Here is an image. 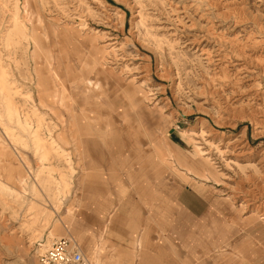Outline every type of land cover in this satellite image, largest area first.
Wrapping results in <instances>:
<instances>
[{
	"label": "rangeland",
	"instance_id": "rangeland-1",
	"mask_svg": "<svg viewBox=\"0 0 264 264\" xmlns=\"http://www.w3.org/2000/svg\"><path fill=\"white\" fill-rule=\"evenodd\" d=\"M16 13L30 36L9 42ZM0 62L16 79L7 100L45 141L20 145L19 165L0 147V264H40L62 237L86 253L91 231L105 239L103 264H135L138 241V264H264V0H0ZM30 92L48 102L58 92L57 113H36ZM0 126L18 127L2 115ZM60 128L70 143L55 147ZM209 167L235 222L198 258L175 197L212 189L198 180ZM113 199L106 219L96 205ZM118 219L126 237L115 246Z\"/></svg>",
	"mask_w": 264,
	"mask_h": 264
},
{
	"label": "crops",
	"instance_id": "crops-1",
	"mask_svg": "<svg viewBox=\"0 0 264 264\" xmlns=\"http://www.w3.org/2000/svg\"><path fill=\"white\" fill-rule=\"evenodd\" d=\"M75 39V38H74ZM47 101V100H46ZM48 103L51 104V101ZM175 144V142H174ZM181 148L180 145H176ZM80 166V163H78ZM196 179V178H195ZM198 179V178H197ZM211 184V183H209ZM216 186L215 184H211ZM210 189H199L193 185H186L183 187L181 191H179L175 197L177 206L179 209V216L175 219V224L179 228H184V226L189 227L188 237L185 239L183 246L186 247L190 252H192L198 258H201L205 254H212L219 251L221 244H225L228 241L229 230L230 227L234 223V214L235 210L232 208L229 200L227 198H217L214 192H209ZM113 206H119L117 204L116 199L108 200V204L105 205H96V208L101 210L100 214L102 217L108 219L110 214L107 213L104 209L112 208ZM106 212V213H105ZM223 216L224 219L221 221L220 217ZM161 218V226L163 228L164 224L167 227V223H165L167 216L165 218ZM61 221L62 219L59 218ZM187 219V221H185ZM98 222L99 219L97 217L90 218V224H94ZM122 223L121 219L116 221L114 230V235H111L112 240L121 239L126 237L124 232L122 231ZM55 226H53L54 230ZM119 231V233H117ZM92 241L89 246L88 251L84 252L83 245L73 236V239L77 241L81 250L86 255L85 257H89L93 248L97 246V254L101 259V264H103V249H104V237L102 233L91 231ZM80 241H82L80 239ZM118 241H116L115 246H118ZM135 264H138L142 261L143 253L140 241H138V250L135 253ZM90 260V258H88Z\"/></svg>",
	"mask_w": 264,
	"mask_h": 264
},
{
	"label": "bare ground",
	"instance_id": "bare-ground-1",
	"mask_svg": "<svg viewBox=\"0 0 264 264\" xmlns=\"http://www.w3.org/2000/svg\"><path fill=\"white\" fill-rule=\"evenodd\" d=\"M25 4V3H24ZM27 4V3H26ZM40 6V5H39ZM28 12V11H27ZM28 16V15H27ZM45 17V16H44ZM51 20V19H50ZM49 21V20H48ZM79 21V20H78ZM35 22V21H34ZM47 24V23H46ZM79 24V23H78ZM60 25V24H59ZM79 25L82 26V28H80V30L84 31L87 27V25H85L84 23H80ZM57 26V25H56ZM48 27V25H47ZM86 27V28H85ZM48 29V28H47ZM63 30V29H62ZM55 31V30H54ZM75 30L71 31V35L73 36V33H74ZM99 32V31H98ZM55 33V32H54ZM70 33V32H69ZM6 35L4 36V38L7 39V41L11 42V40H14L16 41L17 37H24L25 39H27V37L30 36V33L27 32V29H26V23L22 20H20V17L18 15V13H16L14 15V22H13V25L10 29H8L5 33ZM98 36V35H97ZM100 36V35H99ZM90 38V37H89ZM97 38V37H96ZM92 39V38H91ZM91 39H89L91 42ZM59 40V39H58ZM94 40V39H93ZM98 41V39H97ZM24 42V41H23ZM57 42V41H56ZM113 42V41H112ZM35 43V42H34ZM115 43V42H114ZM113 44V43H112ZM96 46H97V43H96ZM24 48H25V51L28 52V45L27 44H24ZM95 48V47H94ZM102 48V47H101ZM37 48L35 47L33 49V51H29V54L31 55L32 58H35L36 54H37ZM59 50V49H58ZM38 55V54H37ZM102 55V54H101ZM95 56V55H94ZM37 57V56H36ZM45 58V57H44ZM97 59V58H96ZM98 60V59H97ZM36 61V60H35ZM99 61V60H98ZM37 62V61H36ZM43 62V61H42ZM57 63V62H56ZM51 67V66H50ZM37 68V67H36ZM102 68V67H101ZM54 69V68H53ZM42 74V73H41ZM53 74V73H52ZM42 76V75H41ZM39 77V75H38ZM53 77V76H52ZM40 78V77H39ZM46 78V77H45ZM59 78V77H58ZM58 80V79H57ZM49 82V81H48ZM16 83V79L12 78L11 77V74L7 71L6 67L0 62V115H2V117H4L5 119L9 120V121H15L17 126L16 127V132L13 131H10V132H6L4 131L1 126H0V147L4 150V151H7L8 154H10L12 157H13V162H16L17 165L18 162L17 160L15 159V156L16 158H19L20 159V162L22 164H25L24 162V159L21 157L20 153H19V148L20 145L22 144H27L29 142H33L35 143L36 145V141L39 140L41 142H45L42 138L38 137L34 131V128L30 126V121H22L21 118H20V112H19V109L18 107H12V105L9 103V100H7L5 94H4V90L9 87L11 88V85L15 84ZM38 84V83H37ZM92 84V83H91ZM49 85H47L48 87ZM49 88V87H48ZM34 89V88H33ZM41 91H43L42 89V86H41ZM58 89V88H57ZM66 89V88H65ZM149 89V88H148ZM32 92H30V97L32 98L33 96L31 95ZM37 94V93H36ZM152 94V93H151ZM58 96V92H56L54 94V100L51 101V104L48 103V101L45 100V98L43 99V96L41 95H37V99L36 97H33L32 101H31V104L32 106L35 108V112L36 113H41V114H45V111H41L43 109H48V111L50 112H53V113H57L56 109H57V98ZM145 96V95H144ZM148 96V95H147ZM39 98V99H38ZM64 102V101H63ZM63 107V106H62ZM71 107V106H70ZM11 112H12V116H11ZM74 112V111H73ZM63 115V114H62ZM201 125H199V132L195 131L196 129H193V128H190L189 130H187V132H189V135L192 137V138H195L194 135H197L199 134L200 135V132H202L201 130ZM61 129V128H60ZM66 128H63L59 131H57V137L55 140H52L51 144L54 145L55 147L57 146L56 144H58V141L59 142H63V143H66V144H69L70 142L66 141V139L64 138V135L66 134ZM4 136H3V135ZM69 134V133H68ZM29 141V142H28ZM70 141V140H69ZM196 144V143H195ZM33 145V144H32ZM35 148H39L38 146H35ZM67 146V145H66ZM198 146V149H199V152L201 153L202 156H206L207 153L206 151L203 149L202 146ZM196 146V148H197ZM31 148V146H30ZM195 148V147H194ZM175 156V155H174ZM5 157V156H4ZM10 157V156H9ZM207 157V156H206ZM8 158V157H7ZM1 159V158H0ZM5 159V158H4ZM196 160V159H195ZM2 162V161H1ZM12 162V163H13ZM27 163V162H26ZM32 164V163H31ZM31 164H29L31 166ZM169 164V163H168ZM176 164V163H175ZM21 165V164H20ZM4 166V165H3ZM9 166L11 167V165L9 164ZM22 166V165H21ZM8 167V166H7ZM23 167V166H22ZM181 167V166H180ZM186 167V166H185ZM28 168V167H27ZM187 168V167H186ZM29 169V168H28ZM31 169V167H30ZM76 169L73 168V171H75ZM187 171L189 170L186 169ZM191 170V169H190ZM1 172V171H0ZM14 172V171H13ZM197 172V171H196ZM9 173V172H8ZM15 173V172H14ZM26 174V173H25ZM31 174V173H30ZM1 175V174H0ZM12 175V174H10ZM17 175V174H16ZM21 175V174H20ZM19 175V176H20ZM28 175V174H27ZM33 175V174H32ZM188 175L190 177H192V179H195L197 177L195 176H192L193 174L189 173L188 171ZM26 176V175H25ZM20 177L19 180L21 182V184L23 186H28V184L30 183L29 181V177ZM40 176V175H39ZM199 176V175H198ZM8 177V176H7ZM16 179V178H15ZM14 179V180H15ZM199 181H203L205 182L206 184H215L217 185L219 183V174L217 173L216 170H214L213 168L209 167L207 168V172L201 177V179H198ZM57 181V180H56ZM12 182V181H11ZM15 182V181H14ZM59 182V181H58ZM61 184V183H60ZM213 187V185H211ZM202 187V186H201ZM8 188V184L0 178V189H6ZM15 188V187H14ZM21 189V188H20ZM204 189V188H203ZM213 189H210L209 192H213ZM21 192V191H20ZM71 194V193H70ZM63 200V199H62ZM65 200V199H64ZM71 211H72V208H68L67 209V215L70 216L71 214ZM235 222V220H234ZM255 224V223H254ZM51 234H53V226L51 227V230H50ZM97 246L96 248H93V250L91 251V253L89 254L90 256L88 258H90V261L93 263V264H101V259L99 258V255L97 254Z\"/></svg>",
	"mask_w": 264,
	"mask_h": 264
},
{
	"label": "built area",
	"instance_id": "built-area-1",
	"mask_svg": "<svg viewBox=\"0 0 264 264\" xmlns=\"http://www.w3.org/2000/svg\"><path fill=\"white\" fill-rule=\"evenodd\" d=\"M40 264H93L72 237L55 239L37 255Z\"/></svg>",
	"mask_w": 264,
	"mask_h": 264
}]
</instances>
